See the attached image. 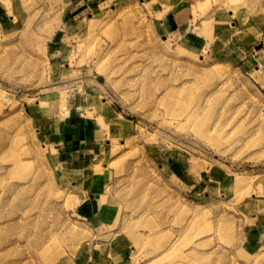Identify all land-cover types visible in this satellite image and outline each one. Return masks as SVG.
I'll return each mask as SVG.
<instances>
[{
	"label": "rangeland",
	"instance_id": "obj_1",
	"mask_svg": "<svg viewBox=\"0 0 264 264\" xmlns=\"http://www.w3.org/2000/svg\"><path fill=\"white\" fill-rule=\"evenodd\" d=\"M0 264H264V0H0Z\"/></svg>",
	"mask_w": 264,
	"mask_h": 264
},
{
	"label": "crops",
	"instance_id": "obj_2",
	"mask_svg": "<svg viewBox=\"0 0 264 264\" xmlns=\"http://www.w3.org/2000/svg\"><path fill=\"white\" fill-rule=\"evenodd\" d=\"M61 138L64 139V137H61ZM64 141H65V146L69 147V144H70L69 143V139L66 138ZM79 159H82V158L80 157ZM78 164H79V161H78ZM82 208H83L82 211H84V210L88 209L89 207L85 208L84 205H83Z\"/></svg>",
	"mask_w": 264,
	"mask_h": 264
}]
</instances>
